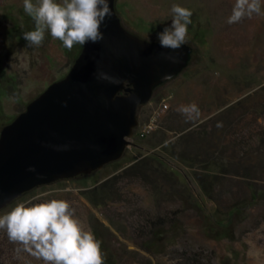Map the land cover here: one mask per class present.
Listing matches in <instances>:
<instances>
[{
	"label": "rangeland",
	"instance_id": "1",
	"mask_svg": "<svg viewBox=\"0 0 264 264\" xmlns=\"http://www.w3.org/2000/svg\"><path fill=\"white\" fill-rule=\"evenodd\" d=\"M234 3L115 0L123 27L158 44L157 34L171 26V6L190 9L189 66L139 108L120 160L31 190L0 215L41 202L37 197L68 200L102 242L106 264H264V202H251L252 189L264 190V0L262 14L228 24ZM31 30L23 0H0V131L69 73L82 48L69 51L48 33L41 46L29 47L23 33ZM193 103L198 111H178ZM151 120L153 131L145 135ZM161 139L156 149L147 145ZM150 155L147 170L132 168ZM103 184L111 194L95 206L93 192ZM235 206L241 211L229 217L230 235L208 233L209 215L225 222ZM17 247L0 231V264H42Z\"/></svg>",
	"mask_w": 264,
	"mask_h": 264
},
{
	"label": "water",
	"instance_id": "2",
	"mask_svg": "<svg viewBox=\"0 0 264 264\" xmlns=\"http://www.w3.org/2000/svg\"><path fill=\"white\" fill-rule=\"evenodd\" d=\"M108 2L112 15L101 25L104 39L82 46L69 73L1 129L0 211L31 190L120 160L139 108L189 66L191 46L164 49L139 38L123 27L115 0ZM100 72L120 83L98 79Z\"/></svg>",
	"mask_w": 264,
	"mask_h": 264
},
{
	"label": "clouds",
	"instance_id": "3",
	"mask_svg": "<svg viewBox=\"0 0 264 264\" xmlns=\"http://www.w3.org/2000/svg\"><path fill=\"white\" fill-rule=\"evenodd\" d=\"M23 10L34 21V30L23 33L29 47L41 46L48 33L69 51L75 45L103 40L101 25L112 15L108 0H23ZM170 11L171 26L159 32L157 39L161 48L177 50L187 42L193 13L179 4H173ZM254 14H262V0H235L226 22L239 23ZM165 58L177 62L174 57ZM97 78L120 83L103 72ZM178 111L187 115L198 111V106L182 105ZM36 199L41 202L19 203L0 215V231L18 246V253H27L42 264H104L102 242L85 229L68 200Z\"/></svg>",
	"mask_w": 264,
	"mask_h": 264
},
{
	"label": "trees",
	"instance_id": "4",
	"mask_svg": "<svg viewBox=\"0 0 264 264\" xmlns=\"http://www.w3.org/2000/svg\"><path fill=\"white\" fill-rule=\"evenodd\" d=\"M77 53L74 55V57H75L74 61L79 54V53L78 54ZM74 61H73V63H74ZM165 142L166 141L164 139H161L160 141H157L155 144L148 143L147 145L150 147V149H156L157 147L161 146ZM153 160H154V156L150 155L147 158H143V159L139 160L137 163L134 164V166H132V168L133 169L139 168L141 170H144V169L147 170V167L149 168L150 161H153ZM201 185L203 186V189H204L205 184H201ZM108 194H111V193L109 190L108 191L106 190V185L105 184L101 185L98 189L94 190V192H93V195H94L93 204L95 206H100L106 199H108V197H109ZM256 200L264 202V190L263 189H261V188L252 189L251 202H255ZM240 211H241V208H239L237 206L230 209L228 212V216H227L228 220L225 222L224 221H218L217 217H215L213 214H210L208 227H207L208 233L212 234L213 237H216V238L228 237L230 235L229 233H231V232L228 233L227 225L230 226L231 222H232V220H229V217L238 216L240 214ZM104 264H106V263H104Z\"/></svg>",
	"mask_w": 264,
	"mask_h": 264
},
{
	"label": "built area",
	"instance_id": "5",
	"mask_svg": "<svg viewBox=\"0 0 264 264\" xmlns=\"http://www.w3.org/2000/svg\"><path fill=\"white\" fill-rule=\"evenodd\" d=\"M166 108H167V106H164V109H166ZM153 128H154V123H153V120H151L150 122H148L147 124L144 125L143 134H145V135L150 134L153 131Z\"/></svg>",
	"mask_w": 264,
	"mask_h": 264
}]
</instances>
